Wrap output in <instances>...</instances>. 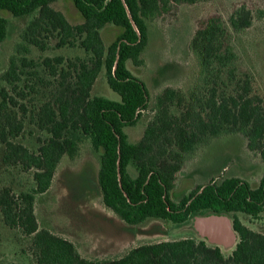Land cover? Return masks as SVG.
<instances>
[{"label": "trees", "instance_id": "1", "mask_svg": "<svg viewBox=\"0 0 264 264\" xmlns=\"http://www.w3.org/2000/svg\"><path fill=\"white\" fill-rule=\"evenodd\" d=\"M61 0H0V44L8 37L9 22L2 15L33 16L21 34V43L8 69L0 75V145L3 162L34 171L29 192L0 190V215L6 226L33 236L38 264H264V235L234 219L239 242L230 256L219 246L194 238L146 244L125 256L104 261L83 258L75 245L49 230H40L35 214L38 195L52 187L64 157L74 159L80 144L90 139L100 152L98 185L104 207L129 226L158 220L183 225L197 217L264 213V176L256 187L239 178L211 181L179 201L172 199L177 175L189 154L212 140L242 135L251 152L264 161V98L255 78L242 70L234 35L264 20V6L253 10L236 6L228 20L216 14L202 21L190 50L198 61V77L187 91L166 88L156 97L154 115L143 138L129 142L125 128L135 126L150 104L146 84L128 68L143 66L149 44L148 20L173 5L206 0H72L83 22L72 25L52 5ZM108 25L121 33L108 47L102 30ZM78 47L85 57L30 58L41 52ZM105 70L108 86L120 101L92 96ZM41 89L50 94L29 109L28 99ZM42 133L37 152L15 141L25 130L26 117ZM137 170L133 178L128 168Z\"/></svg>", "mask_w": 264, "mask_h": 264}, {"label": "rangeland", "instance_id": "2", "mask_svg": "<svg viewBox=\"0 0 264 264\" xmlns=\"http://www.w3.org/2000/svg\"><path fill=\"white\" fill-rule=\"evenodd\" d=\"M242 4L256 10L264 6V0H206L194 5H173L169 12L148 20L149 44L143 54L144 65L135 66L129 61L128 68L146 84L150 104L135 126L125 128L130 143L136 144L143 138L147 124L154 115L156 97L163 92L165 85L172 84L187 91L198 77L199 65L190 50V42L200 23L216 14L228 20L233 9ZM52 7L63 13L72 25L83 22L72 0L55 2ZM2 15L9 22V32L6 41L0 44V75L8 69L10 59L21 43L23 30L34 18H16L6 11ZM101 33L108 47L121 31L108 25ZM233 44L240 58V67L254 76L256 90L264 98V20H255L250 29L234 35ZM55 46L56 41H53L51 49L46 52L32 47L29 57L36 60L55 56H64L68 60L85 57L84 51L78 47L58 49ZM164 76L175 79L170 78L160 85L156 83ZM49 94L47 89H41L38 95L32 94L27 103L29 109H33L34 104H39ZM92 96L120 101V96L107 84L105 70L98 77ZM32 114L30 111L25 130L15 141L37 152L40 140L47 135L30 122ZM4 153L5 147L0 145V190L9 187L16 195L31 191L35 186L34 171L6 165L3 162ZM100 156L91 140L86 138L74 159L63 158L50 190L36 197L35 214L40 230H49L70 241L83 258L94 261L118 259L142 245L182 238L204 240L209 246H216L199 235L192 219L183 225L153 220L142 226H129L118 219L103 205L97 181ZM128 172L133 178L137 177V170L133 166L128 168ZM263 176L264 161L259 154L248 149L246 138L239 134L226 136L214 139L189 154L183 170L177 175L171 196L177 202L198 186L225 178H239L256 187ZM227 217L233 225L234 219L238 218L249 229L264 235V213L255 218L244 213L228 214ZM33 239V236L24 235L18 228L6 226L0 215V264H38ZM237 243L232 247H219L228 257Z\"/></svg>", "mask_w": 264, "mask_h": 264}, {"label": "water", "instance_id": "3", "mask_svg": "<svg viewBox=\"0 0 264 264\" xmlns=\"http://www.w3.org/2000/svg\"><path fill=\"white\" fill-rule=\"evenodd\" d=\"M195 228L199 235L212 245L232 247L238 241L234 225L227 215L197 217Z\"/></svg>", "mask_w": 264, "mask_h": 264}, {"label": "crops", "instance_id": "4", "mask_svg": "<svg viewBox=\"0 0 264 264\" xmlns=\"http://www.w3.org/2000/svg\"><path fill=\"white\" fill-rule=\"evenodd\" d=\"M170 78L175 79V77H172V76H169V77L164 76L163 79L156 81V83H159V85H160V83H166L165 81H169ZM166 79H167V80H166ZM170 83H171V82H170ZM165 86H166V87H165L164 89H166V88H168V87H170V88H175V87H173L172 84L165 85ZM175 89H178V88H175ZM158 95H159V94H158Z\"/></svg>", "mask_w": 264, "mask_h": 264}]
</instances>
